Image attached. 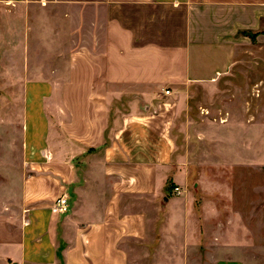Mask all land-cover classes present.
<instances>
[{"label": "crops", "instance_id": "obj_1", "mask_svg": "<svg viewBox=\"0 0 264 264\" xmlns=\"http://www.w3.org/2000/svg\"><path fill=\"white\" fill-rule=\"evenodd\" d=\"M250 38L264 0H0V264H243L169 185L175 91Z\"/></svg>", "mask_w": 264, "mask_h": 264}, {"label": "rangeland", "instance_id": "obj_2", "mask_svg": "<svg viewBox=\"0 0 264 264\" xmlns=\"http://www.w3.org/2000/svg\"><path fill=\"white\" fill-rule=\"evenodd\" d=\"M250 39L225 74L175 91L186 102L173 131L184 184L169 185L205 219V250L219 240L222 251L237 248L243 264L264 254V49Z\"/></svg>", "mask_w": 264, "mask_h": 264}, {"label": "built area", "instance_id": "obj_3", "mask_svg": "<svg viewBox=\"0 0 264 264\" xmlns=\"http://www.w3.org/2000/svg\"><path fill=\"white\" fill-rule=\"evenodd\" d=\"M164 93L165 95H169L170 91L166 90ZM174 192L177 193L178 188H175ZM68 209H69L68 198L64 194L58 197L57 199H55L50 207L51 212L56 215H64L68 212Z\"/></svg>", "mask_w": 264, "mask_h": 264}]
</instances>
